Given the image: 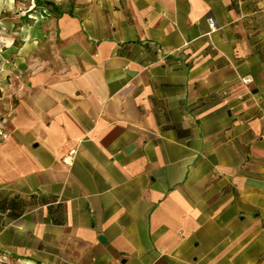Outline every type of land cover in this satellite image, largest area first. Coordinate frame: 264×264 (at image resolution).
<instances>
[{
	"label": "crops",
	"instance_id": "0c3cea01",
	"mask_svg": "<svg viewBox=\"0 0 264 264\" xmlns=\"http://www.w3.org/2000/svg\"><path fill=\"white\" fill-rule=\"evenodd\" d=\"M37 1L0 0L7 264H264V0Z\"/></svg>",
	"mask_w": 264,
	"mask_h": 264
},
{
	"label": "built area",
	"instance_id": "2783aa9c",
	"mask_svg": "<svg viewBox=\"0 0 264 264\" xmlns=\"http://www.w3.org/2000/svg\"><path fill=\"white\" fill-rule=\"evenodd\" d=\"M31 9L34 10V4H32L29 8H27L28 14L31 13V11H30ZM207 21H208V25L210 26V28H214V22L212 20V16H208ZM242 79L244 81H246L248 79V77H242ZM2 133H3L2 119L0 118V136L2 135ZM75 152H76V149L74 147L70 148L69 151L67 152V154L63 156L64 161L69 163V164H72V162L74 160ZM2 253H3V251L0 249V264H7Z\"/></svg>",
	"mask_w": 264,
	"mask_h": 264
},
{
	"label": "rangeland",
	"instance_id": "374dc122",
	"mask_svg": "<svg viewBox=\"0 0 264 264\" xmlns=\"http://www.w3.org/2000/svg\"><path fill=\"white\" fill-rule=\"evenodd\" d=\"M50 0H38L37 1V5L36 6H34L35 7V9L34 10H30L31 11V13L30 14H28V10L27 9H24L25 10V12L23 13V14H25V15H27L28 17L29 16H32L33 14L36 16H39L40 15V13H44L46 10L44 9V7L43 6H41V5H44L46 2H49ZM39 3V4H38ZM41 4V5H40Z\"/></svg>",
	"mask_w": 264,
	"mask_h": 264
}]
</instances>
